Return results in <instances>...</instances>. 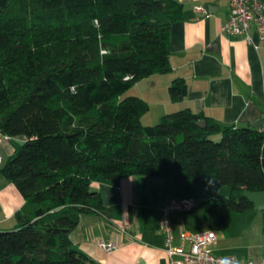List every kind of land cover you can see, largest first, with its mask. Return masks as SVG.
I'll return each instance as SVG.
<instances>
[{
	"label": "trees",
	"instance_id": "1",
	"mask_svg": "<svg viewBox=\"0 0 264 264\" xmlns=\"http://www.w3.org/2000/svg\"><path fill=\"white\" fill-rule=\"evenodd\" d=\"M181 13L177 0H0V133L26 138L0 166L24 199L12 228L0 229V264H101L69 238L81 214L104 211L98 177L211 176L229 187L205 208L212 229L252 208L243 192L264 191V129L188 107L144 125L147 101L122 97L169 69ZM186 93L183 81L168 87L174 102Z\"/></svg>",
	"mask_w": 264,
	"mask_h": 264
},
{
	"label": "crops",
	"instance_id": "2",
	"mask_svg": "<svg viewBox=\"0 0 264 264\" xmlns=\"http://www.w3.org/2000/svg\"><path fill=\"white\" fill-rule=\"evenodd\" d=\"M177 1L182 4V13L170 26L169 69L132 85L133 95L149 105L141 122L145 114H151L150 122H154L165 113L186 107L221 125L245 126L260 121L264 118V40L255 31L251 33V43L240 36L220 33L229 15V0ZM197 5L206 8L208 15L196 11ZM174 80L187 86L185 97L177 102L170 100L168 94ZM25 139L0 133L1 165ZM203 178L187 182L149 175H130L113 181L98 177L92 186L101 194L104 211L81 214L69 233L70 241L77 250L101 264H167L164 237L159 230L161 209L172 198L194 199L193 188ZM206 202L201 201L199 206L197 202L182 216V221L172 215L174 245L178 244L182 230L200 233L210 229ZM23 204L15 185L0 173V229L12 228L14 215ZM251 210L254 209L233 213L247 216ZM256 212L257 218H241L237 225L235 220L239 217H231V213L226 228L214 229L213 252L243 259L263 257L264 211ZM99 240H116L117 247L107 252L98 246Z\"/></svg>",
	"mask_w": 264,
	"mask_h": 264
},
{
	"label": "built area",
	"instance_id": "3",
	"mask_svg": "<svg viewBox=\"0 0 264 264\" xmlns=\"http://www.w3.org/2000/svg\"><path fill=\"white\" fill-rule=\"evenodd\" d=\"M229 15L220 27V33L227 36H240L251 43V33L255 31L260 40H264V2L262 0H229ZM194 9L208 15L203 6H194ZM257 48L258 46L255 45ZM2 156L0 153V165ZM195 207L191 198H172L161 209L159 230L163 234L167 264H264V256L260 259H243L235 255H217L212 246L216 242L214 229L210 228L200 233L180 231L178 244L174 245V236L171 229V217L182 216ZM98 246L107 252L116 249V240L98 241ZM188 244V247H187Z\"/></svg>",
	"mask_w": 264,
	"mask_h": 264
},
{
	"label": "rangeland",
	"instance_id": "4",
	"mask_svg": "<svg viewBox=\"0 0 264 264\" xmlns=\"http://www.w3.org/2000/svg\"><path fill=\"white\" fill-rule=\"evenodd\" d=\"M135 91V88H133V86H131L128 90H126L123 94L122 97L125 96H129L131 94H133ZM150 115L151 114H145L142 117V124L144 125H153L155 124L157 121L154 122H150ZM218 138V137H217ZM219 139V138H218ZM193 197H191L194 202H195V206H197V202L199 203L198 206L200 205L201 201L207 200L208 203L205 205L206 207L209 206L212 203H217V202H221L224 199H226L229 195V187L227 185H223V186H216L213 183V179L211 176H206L205 178H203V180L197 185L194 186L193 188ZM202 196H207V197H202ZM205 208V207H204ZM252 212H249V214L247 216H238V213H232L231 217H239L238 220L236 222L239 223V219L244 218V217H250V218H257V214L258 212H256V210H251ZM259 215V214H258Z\"/></svg>",
	"mask_w": 264,
	"mask_h": 264
},
{
	"label": "water",
	"instance_id": "5",
	"mask_svg": "<svg viewBox=\"0 0 264 264\" xmlns=\"http://www.w3.org/2000/svg\"><path fill=\"white\" fill-rule=\"evenodd\" d=\"M199 126H205L206 120L199 119L197 122ZM253 127H264V118L252 124ZM243 196L252 204V209L264 211V191H244Z\"/></svg>",
	"mask_w": 264,
	"mask_h": 264
}]
</instances>
